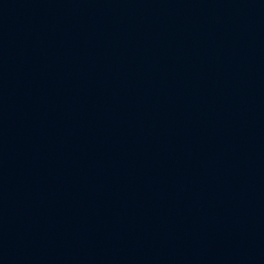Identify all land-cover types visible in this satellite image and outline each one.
I'll return each instance as SVG.
<instances>
[{
    "label": "water",
    "instance_id": "obj_1",
    "mask_svg": "<svg viewBox=\"0 0 264 264\" xmlns=\"http://www.w3.org/2000/svg\"><path fill=\"white\" fill-rule=\"evenodd\" d=\"M0 264H264V0H0Z\"/></svg>",
    "mask_w": 264,
    "mask_h": 264
}]
</instances>
